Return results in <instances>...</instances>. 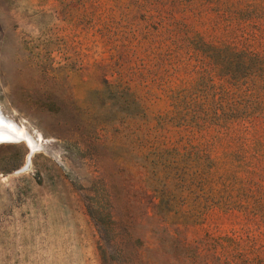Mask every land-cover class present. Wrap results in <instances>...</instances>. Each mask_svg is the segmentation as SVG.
Listing matches in <instances>:
<instances>
[{
  "label": "rangeland",
  "instance_id": "rangeland-1",
  "mask_svg": "<svg viewBox=\"0 0 264 264\" xmlns=\"http://www.w3.org/2000/svg\"><path fill=\"white\" fill-rule=\"evenodd\" d=\"M241 50L264 0H0V114L35 142L0 143V264H264ZM196 82L238 118L171 120Z\"/></svg>",
  "mask_w": 264,
  "mask_h": 264
},
{
  "label": "trees",
  "instance_id": "trees-1",
  "mask_svg": "<svg viewBox=\"0 0 264 264\" xmlns=\"http://www.w3.org/2000/svg\"><path fill=\"white\" fill-rule=\"evenodd\" d=\"M202 43L211 51L220 52L222 50L220 46L214 45L213 43L203 40ZM232 54L233 61L236 64H241L240 66L244 74L237 81L238 86L245 87V94H247L246 97L248 98L246 101V107L248 109L244 114L246 116H243L244 119L254 116H264L260 115L264 114V97L260 96L264 93V57L243 50L233 51ZM255 59L259 64L253 66L252 63ZM202 91V87L197 82L189 88L182 89L174 101V109H176V111L180 109L181 115L174 113L172 116H169V118L171 120H177L180 124L190 125L192 127H203L211 123L221 127L227 121L238 118L210 113L208 109H205V105H211L212 101H210V98H202ZM235 103L237 104L238 101ZM215 106L222 109L225 108L222 101L216 102ZM228 203H230V201H228Z\"/></svg>",
  "mask_w": 264,
  "mask_h": 264
},
{
  "label": "bare ground",
  "instance_id": "bare-ground-1",
  "mask_svg": "<svg viewBox=\"0 0 264 264\" xmlns=\"http://www.w3.org/2000/svg\"><path fill=\"white\" fill-rule=\"evenodd\" d=\"M21 140L27 143L30 150L34 149L35 142L31 136L27 134L24 127L17 126L14 122L4 118L0 114V143L17 142Z\"/></svg>",
  "mask_w": 264,
  "mask_h": 264
}]
</instances>
